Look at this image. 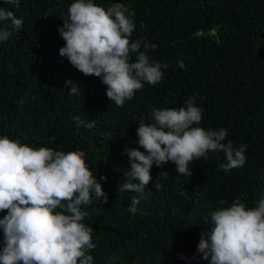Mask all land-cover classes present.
Returning a JSON list of instances; mask_svg holds the SVG:
<instances>
[{
  "label": "trees",
  "instance_id": "trees-1",
  "mask_svg": "<svg viewBox=\"0 0 264 264\" xmlns=\"http://www.w3.org/2000/svg\"><path fill=\"white\" fill-rule=\"evenodd\" d=\"M19 2L15 7L0 0V7L23 20L0 42V136L37 149L82 150L94 176H107L101 184L108 202L81 206L88 213L83 223L94 229L93 264H113V254L114 264H209L192 257L210 227V213L236 198L255 207L264 195V0H94L105 9L122 3L134 12L130 39L150 45V60L168 65L159 83H145L122 107L109 100L100 78L85 76L59 54L65 41L58 28L75 0ZM69 79L77 94L69 95ZM189 97L203 109L194 126L226 129L225 143L246 146L245 164L222 171L226 160L218 151L192 161L190 177L177 174L172 162L153 165L146 199L133 215L128 207L138 194L117 190L130 170L122 153L139 147L141 119L151 123L155 109L185 106ZM76 116L95 126L78 127ZM161 172L168 175L159 177Z\"/></svg>",
  "mask_w": 264,
  "mask_h": 264
},
{
  "label": "clouds",
  "instance_id": "clouds-1",
  "mask_svg": "<svg viewBox=\"0 0 264 264\" xmlns=\"http://www.w3.org/2000/svg\"><path fill=\"white\" fill-rule=\"evenodd\" d=\"M5 2L20 6L19 0ZM134 15L122 3L105 9L94 0H75L58 28L65 41L60 56L85 76L100 78L107 86V97L118 107L131 100L145 83H159L164 75L161 69L168 67L150 60V45L130 39L135 30L131 19ZM0 23L4 24L0 27L2 42L21 29L23 20L0 7ZM133 53L135 60L131 58ZM177 64L181 69L185 67L183 60ZM69 85V95L77 94L78 85L71 79L65 82L66 88ZM195 99L189 97L179 108L155 109L151 123L141 119L136 130L139 147L125 148L122 153L128 157L130 170L124 172L125 182L117 190L138 194L128 207L133 215L140 201L146 199L153 165L163 167L172 162L177 174L190 177L192 161L202 157L207 160L209 152L218 151L226 160L219 165L222 171L245 164L246 146L235 148L232 141L225 143L226 129L194 126L201 123L203 113ZM73 119L78 127L95 126L94 120L86 123L79 116ZM84 157L82 150L37 149L7 135L0 136V212L6 211L0 219V264H93L89 252L96 247L92 241L94 229L83 223L88 213L81 211V206L91 205L94 200L108 202L101 184L107 176L97 179ZM167 175L161 172L159 177ZM154 187L159 190L162 185L156 181ZM197 254L192 259L207 260L209 264H264V195L255 207H246L236 198L230 206L212 211L210 227L201 235ZM115 259L113 254V264Z\"/></svg>",
  "mask_w": 264,
  "mask_h": 264
}]
</instances>
